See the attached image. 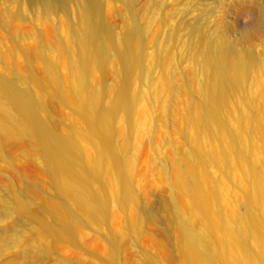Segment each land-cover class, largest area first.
Returning <instances> with one entry per match:
<instances>
[{
	"label": "bare ground",
	"instance_id": "6f19581e",
	"mask_svg": "<svg viewBox=\"0 0 264 264\" xmlns=\"http://www.w3.org/2000/svg\"><path fill=\"white\" fill-rule=\"evenodd\" d=\"M69 1L74 0H15L13 3L18 2L16 6L21 7V3L26 2L29 8L39 9L48 15L66 8ZM76 1L84 14L80 16L78 25L71 29L66 58L58 54L54 62L44 60L42 68L46 75L44 85L74 113L68 131L58 132L42 119L44 106L33 94L35 89H41V83L31 70L24 79V88L0 77V137L33 138L43 168L50 177L51 188L67 201V207L62 209L48 202L49 205L42 207L43 215L37 221L40 235L55 239L72 238L76 233L78 221L68 207L88 222H93L102 219L109 201H116L125 208L132 200L130 156L125 151L132 129L128 123L143 122L146 111L144 107H137L140 97L129 89L134 80L148 83L149 71L141 50L146 43L145 32L135 21L133 0H125L133 21L118 35L99 18L100 0ZM256 15L251 26L240 32V40H247L264 22V8L258 9ZM184 26L187 46L193 50L201 78L197 82V93L193 94L195 101H192L191 117L187 119L192 131H188L192 134L185 137L191 144L189 156L177 166L174 179L177 195L172 204L179 225L183 263L264 264V109L255 110L247 87L249 79L255 82L264 73V62L255 54L244 53L229 44L225 32L212 35L200 24ZM157 63L164 68L168 61L163 57ZM59 67H65L68 74H57ZM95 70L108 71L115 79L107 107L102 103L104 90L97 89L90 79ZM166 88L167 82L162 79L154 92L157 95ZM235 93L240 94L238 97L243 105L239 103L244 106L240 118L237 116L236 125L243 121L246 126H252V131L260 136L261 143H257L259 147L255 146L257 149L245 145L247 137L241 134L243 130H233L236 127L233 120L231 124L235 127L229 128L227 114L230 110L227 113L226 99ZM250 108L258 112L250 115ZM118 113L125 116V122L116 120ZM208 130L212 133L209 134ZM118 134L123 136L120 145L114 142ZM235 137L240 141L235 142L237 145ZM257 152L258 157H255ZM207 165L224 175L237 176L240 171L244 173L240 176L244 178L246 175L250 190L243 196L245 212L242 218L236 219L231 211L218 206L222 189L219 191L210 185L205 173ZM234 168L239 173L232 172ZM236 180L231 182L236 183ZM13 208L27 212L17 196L6 201L4 210L8 212ZM185 212L195 216L198 228L187 220ZM19 221L17 226L22 227L25 219ZM135 225L130 224L131 234L136 233ZM112 256L108 262L114 261Z\"/></svg>",
	"mask_w": 264,
	"mask_h": 264
},
{
	"label": "rangeland",
	"instance_id": "374dc122",
	"mask_svg": "<svg viewBox=\"0 0 264 264\" xmlns=\"http://www.w3.org/2000/svg\"><path fill=\"white\" fill-rule=\"evenodd\" d=\"M13 2L15 0H0V77L24 88V79L31 70L41 83L40 90L33 88V94L44 106L42 119L56 131L66 133L74 120V113L44 85L43 61L54 62L58 54L66 58L71 29L78 25L84 11L75 0L69 1L66 8L48 15L39 9L29 8L26 2L21 3V7L16 6L18 2ZM132 8L135 21L145 32L146 43L139 50L144 53L149 69L148 83L134 80L129 88L140 97L137 107L146 109L143 122L128 123L133 129L129 132L131 136L127 139L125 150V154L130 156L132 200L125 208L116 201H109L102 219L93 222H88L68 207L78 221L74 236L60 239L42 237L37 224L43 215L42 207L50 202L51 206L57 205L55 208L62 209L67 207V201L51 188L50 177L35 149V140L29 139L31 137L17 139L2 136L0 264H184L172 200L177 195L174 181L177 166L189 156L191 144L185 137H189L192 131L187 119L191 117L192 101H195L193 94L197 93V82L201 78L193 50L187 46L184 25L200 24L212 35L225 32L229 44L244 53L255 54L264 62V22L247 40H240V32L251 26L258 9L264 8V0H133ZM98 16L117 35L133 21L125 0H100ZM163 57L169 63L165 66L167 69L157 63ZM57 71L61 76L68 74L65 67H59ZM160 77L167 82V90L156 95L154 91L162 80ZM90 79L98 87L95 88L104 90L102 103L107 107L115 84L114 76L108 71L95 70ZM250 80L247 82L252 84L249 86L247 83V87L252 94V104L256 106L252 107L260 111L264 109V73L255 82ZM235 95L226 99L227 113L230 110L231 114H227L232 125L229 128L232 129L244 109L238 97L240 94ZM255 110L250 108L247 112L257 113ZM121 114L118 113L116 120L122 123L125 116ZM245 123L240 121V128L236 125L233 130L244 132L245 129V134L241 131L247 137L245 145L257 149L255 146L259 147L257 143H261L260 136ZM208 132L212 133L211 130ZM119 135L114 139L116 145L123 142V136ZM238 136L241 137L239 133ZM236 137L234 143H240L241 138L237 137L240 140L237 141ZM255 157H258V152ZM208 165L205 173L210 185L219 191L222 189L219 192L222 201L216 199L218 206L231 211L236 219L242 218L245 212L243 196L250 190L246 175L244 178L240 176L244 173L237 167L241 174L234 168L232 172L239 173L237 176L224 175ZM238 176L240 179L236 180ZM231 180H236V183ZM240 180L245 182L242 184ZM14 195L27 212H18L15 208L8 212L4 210L6 201L14 199ZM131 216L136 218L135 221ZM185 216L193 226L199 227L193 214L185 212ZM23 218L24 225L18 227L17 222ZM129 223L132 226L136 224L135 234H131ZM111 253L114 261L108 262Z\"/></svg>",
	"mask_w": 264,
	"mask_h": 264
}]
</instances>
